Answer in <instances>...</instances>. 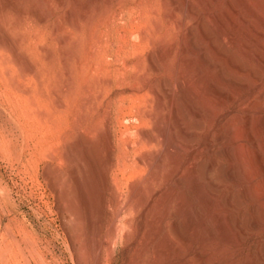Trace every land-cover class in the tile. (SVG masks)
Masks as SVG:
<instances>
[{
	"label": "rangeland",
	"instance_id": "obj_1",
	"mask_svg": "<svg viewBox=\"0 0 264 264\" xmlns=\"http://www.w3.org/2000/svg\"><path fill=\"white\" fill-rule=\"evenodd\" d=\"M88 1L78 0L79 15ZM170 1L99 0L74 28L66 18L73 0H0V264H264V223L249 229L241 221L253 202L264 204V172L258 165L264 160L258 145L264 132L253 140L245 127L249 116L254 124L264 115L258 96L264 70L259 84L234 98L210 96L201 85L199 52L186 49L201 30L189 29L211 28L213 14L225 19L230 1L190 0L194 15L185 26L182 0ZM236 2L238 33L228 47L255 69L257 60L241 45L251 26L264 30L263 19L251 10L255 3L264 7V0H250L244 10ZM42 11L45 21L37 18ZM152 57L158 58L159 71L151 69ZM218 71L211 69L209 80ZM166 81H183L204 110L203 127L193 130V138L170 117ZM187 101L180 100L193 122V104ZM168 118L172 135L187 148L182 152L165 146L162 127ZM227 127L239 132V146L233 148H240L243 167L254 174L255 191L242 205L229 202L237 188L232 181L213 187L214 179H205L211 175L207 166L223 161L214 150L227 144L216 140ZM146 133L158 142L151 145ZM192 148L197 176L217 191L216 203L193 187ZM245 177L242 185L252 184ZM148 197L153 204L146 208ZM224 221L230 231L223 229Z\"/></svg>",
	"mask_w": 264,
	"mask_h": 264
},
{
	"label": "bare ground",
	"instance_id": "obj_2",
	"mask_svg": "<svg viewBox=\"0 0 264 264\" xmlns=\"http://www.w3.org/2000/svg\"><path fill=\"white\" fill-rule=\"evenodd\" d=\"M58 1L60 2L59 4H62V3H64L65 0H58ZM98 1L99 0H89L88 2H86L85 4H83L82 7H81L82 8L81 9V14L79 15L78 14V10H77L78 0H73V6L70 7L69 10L67 9L68 12L66 13L67 14L66 15L67 16L66 18L68 19L69 23L74 28H78L79 27V24H78L79 16H81V17H87L92 12V5L91 4L92 3H97ZM176 1L177 0H172V2H174V3H176ZM229 1L230 2L228 4L227 12L226 13H223V15H225V16L227 15L225 17V19L219 18L216 14H213V15H211L212 17H210L211 28L206 29L203 26H201V27L197 26V27H192L191 29H189V30H201L200 31L201 33H200V38L199 39L192 40V41H195L194 43H189L188 42L187 43V46H186V49L187 50H191L193 52H199L198 63H199L200 68L202 69V72H201L202 73V75H201V78H202L201 85H202V83L204 85H207V88L206 89H208V91H210L209 92L210 96L215 97L219 101H224V100H227L228 98H234L236 96V93L238 91H241V89H244L246 87H249V85H257V84H259L260 83V80H261L260 76L263 74V73L261 74V71L264 70V42L263 41H260L259 44H258L259 39H261L260 36L262 37L264 35V32H263L264 30H262V31L261 30H258L257 28H255V25L252 24V23H250V24H252L254 26H251V27L249 26L250 27V30H247L248 28L246 29L247 31L244 30V31H246V34H244V35H246L245 36L246 39H245V41L243 39L244 43H242V45H241L242 46V50H243V53L245 55L249 56L248 58H253L254 57L257 60V63L258 64H257V67L255 69L254 68H251L250 66H248L247 65V62H245L246 64L240 62V60L236 58L235 52H232L231 51L232 49L230 50V47H228V44H229L228 43V39H230L231 41H233V39L236 37L235 36L236 33H238L237 30H236L237 27H236V23H235V20H234L235 18L233 19V17H235L234 14L237 15V13L239 12V4H237V2H236L237 0H229ZM238 1H240L242 3V6L243 7L246 4L249 5V6L252 4V3L251 4L250 3L248 4V2L250 0H238ZM252 1L254 2V0H252ZM162 3H164V2H162ZM181 3H182V6L180 8V11L183 14V19H181L182 21L180 20V23L182 24V26H185L186 19L188 17L192 16L193 10L191 9V6H190V0H182ZM260 3H261V1H260ZM255 5H257V4L255 3ZM255 5H254V7H255L254 10L252 8H251V10L254 11V13H257L256 14V15H258L257 18H259V17L262 18L263 19V22H264V17H263V14L261 13V9L264 11V7H260L261 8L260 9L258 6H255ZM176 6H175V8H176ZM242 6H241L240 10L242 9ZM246 8H249V7H246ZM78 9H80V7ZM244 9H245V7L243 8V10ZM145 11H146V8H145ZM225 11H226V9H225ZM100 15H103V13L100 14ZM110 15H111V13H110ZM242 15L243 14H241V16ZM241 16H240V18H241ZM98 17H100V16H98ZM242 17H243L242 22L243 23H246L247 20H248V17L246 16V14L244 16H242ZM37 18H38L39 21H45L46 18H47V14L44 13V11H42V12H40V13L37 14ZM102 18H105V17H102ZM110 20H112V19H110ZM105 21L107 22V20H105ZM57 28H58V26H57ZM210 30L211 31L212 30H216V31L217 30H222V31H218L216 34H213L214 32H210ZM191 33H194V31H191ZM244 35H242V36H244ZM206 41H208L209 46H206V43H207ZM234 41H235V39H234ZM254 43H257V45H254ZM230 44H233V43H230ZM252 44L254 45V48L256 46H257V48L253 50ZM149 63L151 64L150 65L151 69H153L154 71H159L160 70V64L158 62V58L155 59V58L152 57V60H150ZM216 66L219 67V71H218V73H216L215 78L214 77H213L214 79L212 78L213 80H209V75L211 73V69H213ZM224 84H227V85L229 84L228 85L229 87H226V85H224ZM189 85L193 86L194 85V82H193V85L191 83ZM185 86H187V85L185 84ZM185 86H184V82L183 81H179V82H176V83H173V82L172 83L171 82L169 83L167 81L165 82V87L167 89L166 91L169 94V102H171L170 103V106H171L170 108L172 110V113L171 112L170 113H171L172 116L170 115V117L172 118L174 116V118H177L182 123V128H180V129H182V132H181L182 134H184L185 136H187L189 138H193V130L194 131L195 130L198 131L199 129H202L203 124H204V119H206V117L204 118V115H205L204 112H203L204 110H202V109H200L198 107L199 104L198 105L196 104L197 101L194 100V101H196V103L193 102V98H191V95H190L191 93L190 92H187ZM195 86H193L194 89L197 88ZM189 89H190V87H189ZM192 90H193V88H192ZM258 96H260L262 99H264V87L262 88V90H260V95H258ZM183 97L185 99L189 100L187 102H190L191 101L192 104H193V114H194V118H195V120L193 122H191L189 120L190 117L188 116V112H187L188 110L186 111V108H183V106H182V104L180 102L181 98H183ZM157 98H159V97H157ZM209 99H210V97H209ZM208 101H210V100H208ZM191 102H190V104H191ZM183 104H185V102H183ZM207 105H209V104L207 103ZM206 107H208V106H206ZM146 114H148V113H146ZM146 114H145V116H146ZM262 114H264V113H262ZM249 117L251 118V116H249ZM142 118H141V120H142ZM171 118H168L167 120H164L165 122H164L163 127H162V137H163V140H164V143H165V146H166L167 149H175L177 152L178 151L179 152H182V151H184L187 148L181 142V140L178 139V137L176 138V137H174L172 135ZM250 118L249 119H246L245 118L247 121H246V126L245 125L244 126L246 127V132L248 133L247 136H249V138H251L253 140H257V138L260 135V133L264 132V115H263V117L261 116V118L259 117L260 119H257L256 118L255 120H257V121L256 122L254 121L255 122L254 124L251 121L253 118L252 119H250ZM232 121H230V123ZM107 122L108 121H106V123ZM228 127H227V129H228L227 131H225V132L220 131L216 135V140H217L218 143H224V142L227 143L225 145H221V146L219 145V147H217L214 150L215 153H217L223 159V161H221L217 165H215L214 163L209 164L207 166V169L210 171L211 175H207L208 177H205V179L206 178L207 179H210L209 177L211 176L214 179V180L212 179L214 182L211 181V184L210 183L209 184L210 185H213V187H215V182L217 184H219V183H222V182L232 181L234 183V185L237 186V188L233 191V193L231 194V196H229V202L231 204L242 205L247 200V198H249L250 196L253 195L252 192L254 193V191H255L254 188L256 186H254L255 185L253 183L254 181L252 182L253 179L251 180V178L254 176V174H253L252 177H250L249 175H251V173H250L249 169L247 168L249 166H247V167L245 166L246 169L243 167L244 165H243L242 162H244L243 160H245V156H243V152L242 151H241L242 154L240 153V150H239L240 148H238V149L237 148L236 149L233 148L234 146L237 145L236 143H237V141L239 139L238 138V135H240V134H238L239 132L237 133L238 134L237 135L236 134L237 131L233 127H231V128H228ZM146 135H147V133H146ZM152 135L149 134V135L146 136L147 141L151 145L152 144H156L155 142L157 141V139L155 138L156 135L154 137ZM259 137H261V135ZM262 138H263V140H260L259 139L261 142L259 141L258 142V145H259L260 150L261 151H264V137H263V135H262ZM141 144H142V141H141ZM256 144H257V141H256ZM109 146H111V144ZM153 146H155V145H153ZM238 146H239V144L237 145V147ZM241 148H242V146H241ZM110 149L111 148H109L108 150H110ZM195 151H196V148H192V150H191V158H190V162H191V166H192L191 167L192 168V178L191 179H192V182H194L193 183V187L194 186L195 187L198 186V188L201 187L202 190H205L204 191L205 194L203 193V191L201 189H199V190H201L202 193L207 197V201L210 200L212 203L213 202L216 203L217 202V195H218L217 194V191L216 190H213L214 188L212 189L211 186H210L211 189H209L208 188L209 184H206V182H205V184L207 185V186H205L204 183H203V181H205V180L199 179V177L197 176L196 169H195V166L193 164V159L196 156L195 155ZM256 155H258V154H256ZM156 156H157V158L155 157L156 158V163L158 165H160L162 163L163 155L160 152V154H158ZM259 158H261V157H259ZM258 160L259 159H257V161ZM245 162H247V161H245ZM259 163H258V165H260V167H261L260 169H263V171H261V172H264V160L263 161L262 160L259 161ZM255 164L257 165V163H255ZM252 166H254V165L252 164ZM254 168H256V170H257V166L253 167V169ZM258 170H259V168H258ZM251 172L253 173V171H251ZM258 172H260V170ZM242 174L243 175L245 174L246 177L248 178L249 182H252V184L247 182L246 184H243L242 185V183H241L242 178H243V175ZM246 177L244 179H246ZM200 180H202V183L203 184L201 183ZM212 183H214V184H212ZM178 184H179V182H178ZM176 185H174V186H176ZM252 185L254 186V188H253ZM217 190H219V189H217ZM141 191L142 190L139 187V192H141ZM170 191L172 192V188H171ZM143 193H144V191H143ZM261 193L263 194V191H261ZM262 194L259 195V196H262ZM184 197L186 198L188 196H184ZM258 199L260 200L261 197L258 198ZM219 203H221V202H219ZM253 203H252V205L250 207H248L244 211V213H243V215L241 217L242 225H243L244 228H249V229H254L255 228L256 229V228L260 227L261 225H263V223H264V210H263L264 209L263 208L264 207V204H262L263 205L262 206L260 203H254V204ZM145 204H146V208L151 207L152 204H153L152 198H149L148 197L147 199H145ZM220 205L222 206L223 204H220ZM220 205H219V207H221ZM223 214H225V213L223 212ZM223 214L221 215V212L219 213V215L222 216L221 218L226 217V216H223ZM228 218L229 217H227L226 220H228ZM229 222H230V220H229ZM223 226H224V228H223L224 230H226V231L229 230L230 231V226H229V224L226 221H224ZM207 228H208V225H207ZM170 231H173V230H170ZM226 234H229V233L227 232ZM233 234H235V233H233ZM175 236H178V235H175ZM228 236H230V235H228ZM180 237H182V236H180ZM235 237H236V235H235ZM230 238H231V236H230ZM232 240L235 241V242H237V243L240 242V241H236L234 238H232ZM263 243H264V241H263ZM261 258H264V244H263V246L261 248ZM252 261H251V263L248 262V264H254Z\"/></svg>",
	"mask_w": 264,
	"mask_h": 264
}]
</instances>
